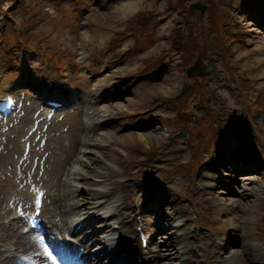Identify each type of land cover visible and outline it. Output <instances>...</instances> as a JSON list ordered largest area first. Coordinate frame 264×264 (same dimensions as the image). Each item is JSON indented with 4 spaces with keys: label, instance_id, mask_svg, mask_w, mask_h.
<instances>
[{
    "label": "rangeland",
    "instance_id": "obj_1",
    "mask_svg": "<svg viewBox=\"0 0 264 264\" xmlns=\"http://www.w3.org/2000/svg\"><path fill=\"white\" fill-rule=\"evenodd\" d=\"M120 1H133L135 6L123 15L117 10ZM170 1L173 0H0V96L4 84H22L25 96L19 97H25L26 106L33 102L37 104L38 93H33L36 91L34 87L37 85L44 89L42 77H45L48 82L46 89L66 88L67 92L75 93L79 98L81 109H95L100 113L88 120L89 126H96L99 120L104 123L96 129V136L91 140L98 145H87L86 151L78 152L79 159L72 158L76 164H69L71 168L67 179L73 188L70 201H91L90 198H83L79 189L87 188L81 177L85 174L88 178L103 179L102 174L114 169L115 178L133 181L134 207H138L145 193L151 190L145 186V180L151 178L153 183L159 177L164 180L174 177L175 183H170L187 204L185 215L194 218L193 223L201 224L198 230L210 235L222 229L230 231L226 236L227 247L220 254L224 256L233 248H238L242 241L249 240L264 260V191L260 192L264 183V123L261 124L264 120V110L261 109L264 107L251 110L261 105L258 104L259 99H264V29L255 22L264 21V0H251L249 5L250 0H185L184 7L169 9ZM194 2L204 5V10L191 8L193 11H190L188 6ZM159 16H164L160 22ZM7 23L11 30L14 29L17 40L13 39V35L6 38ZM3 27L6 29L3 30ZM130 31L132 34L125 35ZM174 37L180 38L183 45L189 46L193 42L194 47L184 53L188 58L187 64L179 60L181 51L176 49L177 40H173ZM225 37H232L229 44L224 42ZM199 41L202 43V54L196 46ZM196 56L203 66L212 58L213 67L204 72L194 63ZM158 59L161 64L156 77L149 69L152 61ZM144 72L148 75H142ZM240 81L247 85L243 91L237 85ZM187 85L196 94L193 107L188 102V95L186 97V93L182 92ZM149 98L160 102L159 107L150 109ZM174 101L186 103L187 109L179 110ZM75 105L53 116L47 130H43L46 124H41L40 133H45H42L44 150L50 149L48 145L60 144L66 155L70 154L75 135L79 133L77 127L80 128L81 114ZM137 111H144V119L148 117L140 127L133 122L137 120ZM28 113L19 117L18 121L13 117L20 114L15 113L3 125L0 124V205L12 199L17 192H26L18 177V168L22 165L15 164V159L20 158L26 127H31L32 117L29 115L35 111L29 109ZM211 116L213 120L207 131L206 120ZM229 118L236 122L231 123ZM10 124L12 126L7 130ZM153 126L157 129H152ZM182 127L186 131L181 132ZM11 136L15 139V149L9 151L12 146L8 139ZM172 136L195 144L180 152L168 153L167 149L180 145L164 144ZM103 144L107 147L103 148ZM155 144H160V150L165 155L157 162L163 166L153 170L152 175L147 171L146 155L139 156L136 148ZM225 146L238 151L224 159L237 156L239 164H253L256 159H263L262 174L256 170L244 173L240 170L237 172L239 185H236L234 164H225L224 168L221 165L217 176L222 178L223 188L217 184L216 190L219 191L215 194H205L208 189L202 193L197 191L199 197L194 199L191 197V183L200 172L208 173L207 156L214 151L226 150ZM66 155H61V161ZM245 158L247 161H244ZM36 162L38 164V159L31 157L28 171L32 172ZM176 162L181 164L176 166ZM40 167L43 168L42 176L35 175L36 181L51 194L54 190L45 185L50 180L45 166L40 164ZM247 172L251 176L245 175ZM124 173H127L126 177ZM196 183L201 184V181ZM245 186L256 190L257 198L261 195L263 199L254 200L251 206L248 202L246 209L238 207L252 198L248 196L246 202L239 199L236 208H233L234 199L238 197L226 194L224 189L228 187L240 193ZM96 187L103 189L105 185ZM48 201L49 198L45 207ZM163 213L170 217L167 206H163ZM77 214L69 213V220L75 217L76 221L87 216L85 212ZM205 215L228 219L227 224L207 223L211 219L206 220ZM144 217L157 220L156 215L149 211H144ZM110 221L116 224L114 219ZM180 221V218H173L171 223L178 224ZM193 223L189 224L191 228ZM233 224L237 227V236L230 229ZM109 236L111 234L102 231L96 240L101 244ZM159 239L161 244L166 240L165 237ZM105 245L111 244L106 242ZM164 249L162 247L161 251ZM210 255L213 258L209 264H216L219 256L214 251ZM161 261L165 264L169 260L162 257Z\"/></svg>",
    "mask_w": 264,
    "mask_h": 264
},
{
    "label": "bare ground",
    "instance_id": "obj_2",
    "mask_svg": "<svg viewBox=\"0 0 264 264\" xmlns=\"http://www.w3.org/2000/svg\"><path fill=\"white\" fill-rule=\"evenodd\" d=\"M120 2L121 3L118 5L117 10L123 15L127 14L135 6L133 1ZM255 22H257L258 25H260L262 29H264V21H262L261 23L255 20ZM165 84L166 83H164V87L167 88ZM25 104L20 110L21 117L29 114V109L31 111L34 109L32 104H29L27 106ZM149 104L154 105L153 99L149 101ZM77 107L79 108L78 111L81 114L79 118L80 128L77 127V131H79V133L75 135L76 140H73L70 154L67 156L65 149L62 148L60 144H57L51 147L48 145L50 149H45L38 155L39 162L45 166V173H47V176L50 179L45 185L46 187L51 186L52 190H54L51 194L46 192V199L49 198V201L46 207L45 204L43 205L41 211L44 219H46V235L48 238V242H50L54 247L55 253L51 250L49 251H51L53 255L58 258L57 264H93L94 261L95 264H124V260H122L123 258H115L114 256L113 258L111 257L110 253L108 252L109 249L107 246H101L100 244L97 249L96 247H94V245L98 242L96 240L99 236L98 229L91 228L89 233H83L79 235V232L82 233L83 231H79L78 229L72 230V228L70 227L73 220H69V213L80 214V211L92 208L93 206H90V203L88 202L79 203L78 199L70 201L72 196L69 195L72 193L70 191H73V188L71 187V184L67 179V172L70 171L71 168L68 165L72 162L74 163L73 165L76 164L74 159L72 158L75 156L76 159H79L80 156H78V152L86 151L85 148H87V145H98V143L96 144V142L91 143V140L93 136H96V129L102 125L101 122L96 126H88L86 123V120L99 116L100 113L97 110L91 109L90 111H88L86 109L83 110V108L81 109V101H79L75 105V108ZM152 129L157 128L153 126ZM105 137L107 138V136ZM110 137L111 136H109L108 138ZM8 140L12 146L10 147L9 151L14 150V137L11 136ZM171 142L179 143L181 145L180 149L188 147L185 141L175 136H172L169 143ZM156 145L159 146L160 144ZM225 148L226 150H219L214 155L216 158H219L218 164H216V161L213 163L214 166L221 167V163H223L221 160H223L225 156L238 151L231 148L230 146H225ZM63 154H65L66 157L61 161L60 157ZM155 159H157V157H155ZM262 161L263 159H256L253 164H239L237 158L234 162H236L240 166V168L234 171V174L236 173L234 175L235 184L239 185V176L237 175V172L243 170L244 168L251 171L256 170L262 174ZM103 176L107 179H111L105 189L100 190L91 187L87 189L85 188L84 190L80 189L83 196H86L88 194L90 198H100V200L96 202V204L100 206H104L103 204H105L109 200L110 195L118 191L120 192V188H122V196L132 189L131 186L133 181L117 182L114 178L116 176V172L113 170H110L109 173ZM81 177L89 186L97 184H107L103 181L98 182L93 179L90 180L88 177H86V174L82 175ZM200 177H208V179H211L213 181V183H211V188L214 190V194L219 191L215 189L217 188V184L219 188H223V180L221 177L218 178L217 175H211V177H209L202 172ZM244 179L252 178L245 177ZM198 180L200 179L198 178ZM174 181V177H170L168 180H164L162 177H159L154 181V191L149 193V195L155 193V196H153L152 200L147 204V210L156 215L157 223H151L149 225H146V227H151L155 231V234L160 231L158 236L160 238L165 237L166 239L163 242L164 245L160 244V247H165V251H161L162 248L158 247V253H154L152 256L155 258L158 254V257L161 256V259L163 257V259L166 258L167 260H169L166 261L165 264H205L208 258L204 257L203 252L204 248L212 249L210 238L201 232H197L194 229L189 228V223L185 218L187 205L179 198L176 187L172 183H170H175ZM192 185H194V183H192ZM258 186H260V184ZM261 188L263 190L264 183L261 185ZM224 190L227 191L226 194L238 197L237 199H234L233 208H236L237 204L239 203V199H244V201L246 202L245 199H247L248 196L252 197L248 199L246 203H242L240 206H238L240 208L246 209L248 208V202H250L251 206L254 203V200L261 198L260 195L257 198L256 194L258 193H256V190L249 189L246 186L241 188L240 193H237L235 190H231L228 187H226V189ZM122 196L119 199H122ZM193 196L199 197L196 193H193ZM207 200L209 202H212L211 199L207 198ZM222 203L225 205L224 202ZM162 205L168 207L171 217H167V215L163 213ZM104 208L109 209V207L106 206H104ZM142 208L146 209V205H143ZM122 209L128 216H131L132 210L124 200H121L119 201V203L113 205L110 208L109 213V215H118L119 222L121 224L119 231L120 234H123L127 230V228L124 226L126 222L123 218ZM221 210L223 211V208H221ZM226 212L227 209L225 208L224 213ZM207 216L209 215H205V217ZM96 218H98V213H91L88 218L82 221L79 229H81L83 225L86 228L89 225V221ZM173 218H180L181 221L179 222V224L173 225L171 223ZM99 220L106 221V219L102 218H99ZM226 220L228 219L220 218V220H218L217 222H219L221 225H226ZM20 222V219L14 220L11 222V226L6 229V231L11 235V238L14 240L15 244L20 247V251L24 252L27 256L31 255L33 260L39 262L40 264H52L51 257L45 252V250L39 245L37 241L32 239L30 235H24L23 233H20V231L18 230ZM128 225L129 228L133 226L132 224ZM108 227L109 226L107 225V223H104L102 227V229H104L103 231H106ZM230 229L232 230V233L237 236L236 225L233 224ZM68 230H71L69 234H67ZM228 232L230 231L226 229L224 231L216 233L215 238L218 239L219 242L214 246L217 249L221 250L226 246V243L222 244L221 241L224 240V237ZM155 234L152 240L157 237L155 236ZM91 238H93L92 241ZM252 248H254V250H252ZM261 259L262 257L260 253L256 251L255 245L249 240H244L238 248L235 247L230 253L225 254V256H223V259H221V262L222 264H261ZM0 264H15V262L7 257L0 258ZM156 264H163V262L156 260Z\"/></svg>",
    "mask_w": 264,
    "mask_h": 264
},
{
    "label": "snow or ice",
    "instance_id": "obj_3",
    "mask_svg": "<svg viewBox=\"0 0 264 264\" xmlns=\"http://www.w3.org/2000/svg\"><path fill=\"white\" fill-rule=\"evenodd\" d=\"M45 252L51 257L52 264H57L58 258L55 255H53V253L49 251L47 247L45 248Z\"/></svg>",
    "mask_w": 264,
    "mask_h": 264
},
{
    "label": "water",
    "instance_id": "obj_4",
    "mask_svg": "<svg viewBox=\"0 0 264 264\" xmlns=\"http://www.w3.org/2000/svg\"><path fill=\"white\" fill-rule=\"evenodd\" d=\"M210 68V65L206 68V70H208Z\"/></svg>",
    "mask_w": 264,
    "mask_h": 264
}]
</instances>
